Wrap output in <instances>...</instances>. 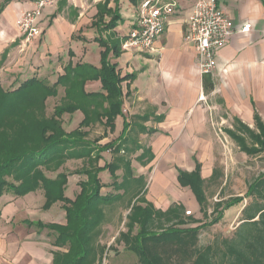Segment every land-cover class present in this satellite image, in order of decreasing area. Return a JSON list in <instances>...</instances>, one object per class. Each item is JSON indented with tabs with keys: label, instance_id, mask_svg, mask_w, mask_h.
<instances>
[{
	"label": "crops",
	"instance_id": "0c3cea01",
	"mask_svg": "<svg viewBox=\"0 0 264 264\" xmlns=\"http://www.w3.org/2000/svg\"><path fill=\"white\" fill-rule=\"evenodd\" d=\"M4 1L0 0V5ZM105 1L57 0L39 22L42 35L30 41L25 40L17 26L20 15L31 7L29 0L8 3L0 14V80L2 74L10 77L9 73H13L12 85L31 76L55 84L70 63L100 68L103 49L97 40L107 37L109 32H98L92 25L99 4ZM107 1L108 8L121 16L114 31L117 36L125 38L141 0ZM218 1L238 27L251 23L252 30L248 34H234L217 54L216 70L205 74L214 83L212 91L204 90V75L199 72L196 51L185 41L186 22L195 0L179 1L181 8L170 18L165 33L154 45V52H126L122 49L121 57L113 60L122 75L133 73L135 77L122 85V115L116 118L114 131L111 133L100 124L95 127L104 128L102 135L105 138L98 142L99 145L125 137L128 150L117 155L102 153L99 166L116 161L120 165L117 175L122 181L126 173L125 163L129 162L132 178L129 191L117 192L110 186L113 180L109 171L99 174L106 185L102 195L117 197L105 208L106 217L118 206L127 217L130 207L139 199L137 191L157 210L182 206L185 214L190 211L197 215L196 219H201L196 197L190 187L181 185L179 172L191 174L200 166V176L207 184L214 175L217 168L212 155L215 149L213 111L222 106L233 116L232 120L237 118L251 128L255 113L264 120V3L262 0ZM85 90L87 93L103 92L100 81H88ZM64 97L65 88L59 87L58 96L53 98L61 101ZM82 120L80 111L73 116H63L67 131L77 128ZM71 161L76 160H69L66 168ZM77 161L86 163L81 159ZM217 175L220 179L218 170ZM82 177L77 175L73 182L72 176L69 177L66 192L71 187L72 193L68 196L65 192L66 197L76 198L81 191L78 184L86 179ZM138 182H143L144 186L138 188ZM44 195L38 190L23 197L8 193L0 198V264H53L54 253L65 251L53 245L48 229L41 231L25 223L66 224L62 203L54 204L48 210L59 206L57 212L46 216L47 219L37 216L45 210ZM139 205L145 207L147 204ZM106 220L107 228H112L110 220ZM101 244L104 245L102 238Z\"/></svg>",
	"mask_w": 264,
	"mask_h": 264
},
{
	"label": "trees",
	"instance_id": "16d2710c",
	"mask_svg": "<svg viewBox=\"0 0 264 264\" xmlns=\"http://www.w3.org/2000/svg\"><path fill=\"white\" fill-rule=\"evenodd\" d=\"M11 1L5 0L0 5V14ZM108 5L107 0L99 4L92 25L98 32H109L107 37L97 40L103 49L100 68L70 63L55 84L31 76L5 88L0 80V198L7 193L23 197L43 190L46 198L43 209L49 210L54 204L62 203L65 225L25 221L28 227L34 226L41 231L48 229L53 245L65 250L54 253L53 264H103L105 246L101 244L100 226L105 218V207L113 204L117 197L102 195L106 185L99 174L108 170L113 180L110 186L117 192H127L130 188L132 170L129 162L125 163L122 181L117 175L120 165L116 161L99 166L102 153L126 152L128 139L123 137L103 146L98 142L105 136L90 139L91 129L97 124L110 129L111 133L114 131L115 120L122 115V85L135 77L133 73L122 75L118 64L113 63L121 57L125 38L115 33L121 16ZM88 81H100L103 92L87 93ZM59 87L65 88V97L48 117L46 102L58 96ZM213 89V81L209 75H204V90ZM78 111L82 112L83 120L77 128L67 131L63 116H73ZM226 133L245 155H264V121L257 113L253 128L235 118ZM73 159L86 163L73 172L61 171L56 177L46 174L61 170ZM200 171V166L191 174L180 171L179 182L193 191L201 219L185 216L182 206L157 210L136 192L139 199L126 217L128 231L120 233L116 242L122 241L140 264H264V173L248 186L246 196L250 202L241 211L240 225L235 232L200 245L202 231L219 224L227 210L243 202L235 198L210 206L207 183ZM71 175L86 178L78 184L81 191L74 200L65 195ZM215 180H219L217 169L210 183ZM143 202L147 204L145 207L139 205Z\"/></svg>",
	"mask_w": 264,
	"mask_h": 264
},
{
	"label": "rangeland",
	"instance_id": "374dc122",
	"mask_svg": "<svg viewBox=\"0 0 264 264\" xmlns=\"http://www.w3.org/2000/svg\"><path fill=\"white\" fill-rule=\"evenodd\" d=\"M9 74L10 77L2 74L1 83L5 88H9L10 85L14 83H12V81L15 75L13 73ZM60 104L61 101H59V99L55 100L53 97L49 98L46 102V116H51L55 110V107ZM214 111L213 117L215 131L213 130L212 138L214 140L215 149L212 155H214V167L217 168V170L221 173V177L219 180H215L207 184V195L209 198L210 206H213V204L219 201H225L228 199L235 198L242 199L243 202L238 203L229 210H227L224 213V218L219 224L209 229H204L201 233L200 245L208 244L218 236H230L232 235V233L235 232L236 228L240 225L241 211L250 202V199L246 196L248 186L254 181L255 178H257L260 174L264 173V155L260 157H249L245 155L244 153L240 152L237 145L224 132L225 129H227L228 127L232 128L233 125V116L229 113V111L226 108L223 109L222 106H220ZM253 127L254 124H252V128ZM103 132L104 128L100 126L91 129L90 139L95 140L98 139V137L102 138ZM111 139L112 137H109V140ZM209 154L211 155V153ZM83 164L84 162L82 163L81 161H71L68 165V168H66L67 164H65L61 168V170L59 169L55 173L46 171L45 172L48 177L52 178L56 177L58 173L64 170L66 172H73L81 168ZM71 176L72 182L77 180V175ZM82 178L85 177L83 176ZM136 186H138V188H141L142 186H144V183L138 182ZM71 189V187L68 189V193L65 191L66 195H71ZM10 195L13 194L10 193ZM59 203L60 202L56 204ZM120 207L121 206L111 209L109 211V217H106V213L104 211L105 218L102 220V224L100 226L101 228H105V230L102 231L101 236L103 244L106 245L103 255V264H140L137 256H135L131 252H128L125 249V246L122 241L116 242V239L119 237L120 233H126L128 231V228L125 227V224L128 220L125 216V213L120 210ZM58 210L59 206H55V208H53V210L51 211L42 210L41 213L39 212L37 216L44 220L47 219L46 216H48L49 214H54L55 211L57 212ZM189 217H197V215L192 212V215ZM107 218L110 220L111 223L109 224L112 228H107L108 225H105L107 223ZM134 233H136V231ZM109 245L110 247H108Z\"/></svg>",
	"mask_w": 264,
	"mask_h": 264
},
{
	"label": "built area",
	"instance_id": "2783aa9c",
	"mask_svg": "<svg viewBox=\"0 0 264 264\" xmlns=\"http://www.w3.org/2000/svg\"><path fill=\"white\" fill-rule=\"evenodd\" d=\"M180 0H141L133 16V23L122 45L123 51L152 53L156 41L163 36L167 23L181 8ZM31 7L24 11L17 26L26 41L42 35L40 20L57 0H29ZM251 23L238 27L221 8L218 0H195L186 22L185 41L196 51L198 69L202 75L217 68V54L236 34H248ZM190 211L186 215H191Z\"/></svg>",
	"mask_w": 264,
	"mask_h": 264
}]
</instances>
